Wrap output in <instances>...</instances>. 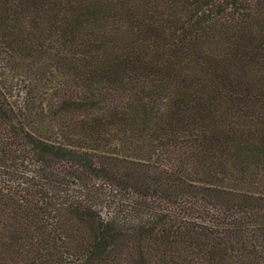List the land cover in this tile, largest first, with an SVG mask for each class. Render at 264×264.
I'll list each match as a JSON object with an SVG mask.
<instances>
[{"label": "trees", "instance_id": "obj_1", "mask_svg": "<svg viewBox=\"0 0 264 264\" xmlns=\"http://www.w3.org/2000/svg\"><path fill=\"white\" fill-rule=\"evenodd\" d=\"M0 264H264V0H0Z\"/></svg>", "mask_w": 264, "mask_h": 264}]
</instances>
